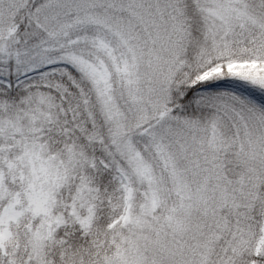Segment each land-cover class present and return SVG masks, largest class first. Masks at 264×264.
I'll use <instances>...</instances> for the list:
<instances>
[{"label": "trees", "instance_id": "trees-1", "mask_svg": "<svg viewBox=\"0 0 264 264\" xmlns=\"http://www.w3.org/2000/svg\"><path fill=\"white\" fill-rule=\"evenodd\" d=\"M39 1L42 0L15 2L16 12L6 25V34L12 38L8 43L11 52L18 53L26 45L24 43L20 47V42L26 36L28 49L34 43L38 47L44 42L40 38L45 34L35 31L39 23L30 13L34 8L33 2ZM68 1L74 3L76 0ZM89 1L100 16H107L112 24H127L135 51H140L142 42L150 38H158L162 45L168 44L173 50L169 59L175 73L168 85L169 91L165 86V90L157 94L163 97L156 98L157 103L149 109L147 117H139L133 127L126 120L125 127L117 129L124 141L126 138L132 140V136H135L140 150L147 142L136 136L160 126L164 129L167 123L175 127L185 124L201 136H206L212 130L215 110L206 106L190 86L198 73L230 62L264 61V0H240L243 6H237L241 15L222 26L212 18L210 0L209 4L207 0ZM78 2L87 3L88 0ZM131 12L138 16L128 18ZM26 16L27 28L24 27ZM98 27L102 28L101 25ZM144 51H147V47ZM115 52L121 55L117 47ZM150 58L151 61L165 62V51L155 50ZM110 82L116 88L117 76L114 75ZM85 90L88 92L87 84L80 75L65 68L58 75L28 83L27 96L21 89L14 90L10 98V102H20V108L27 97V108L34 112L29 99L39 93L46 97L50 103L47 107L57 118L54 121L49 111H43L41 125L27 127L29 138L32 137L33 142L38 140L40 145L38 153L33 148L27 150L28 182L35 190L54 192L55 195L49 198L45 211L35 216H23L21 226L14 227V238L4 243L3 249L0 247V264H23L22 261L25 262L28 256L35 264L37 261L39 264H53L56 261L74 264L73 256L76 253L84 263L102 264L108 256H113V247L102 245L105 232L101 236L99 232L102 226H107L120 213V189L112 171L105 170L99 162L106 160V153L102 149L105 146L104 137L109 136L108 141L112 142L111 128L116 127L106 120L104 127L108 133L101 129L105 119L89 108L92 99L89 97L86 102ZM82 106L88 109L83 110ZM254 125V122L250 123L251 127ZM256 128L244 130L237 121L234 125H217L220 135L216 148L210 155L202 149L195 155L194 162L200 170L189 167L178 156L172 157L175 178L170 176V181L177 184V189L171 191V196L176 200L178 214L172 220L181 219V223H167L164 220L165 205L159 207L155 215L159 216L161 211H165L161 215L163 219L158 231H165L161 235L169 237L170 241L166 244L171 246L164 242L158 244L162 245L160 250L149 255L147 264H264V251L257 256L254 253L261 229L264 228V143L257 150L258 154L254 155L257 146L254 139L261 129ZM41 164L49 166L46 174L40 172ZM153 165L155 167L156 164ZM158 171L161 172V169ZM34 172L39 173L35 174L36 178H32ZM71 177L74 178L73 182L89 186L91 195L95 194V200L91 198L93 215L87 227L76 219L65 218L70 209L64 194L72 191L68 187L71 186ZM203 184L208 192L206 194L199 190ZM185 186L196 195L187 198L188 194L181 191ZM140 199L141 195L137 201ZM195 208L199 209L197 217L189 222L184 216L189 211L194 213ZM173 210L174 204L170 201V212ZM59 212H63L64 221H60L63 215ZM28 220L32 221L30 228L27 226L26 246L19 235L26 231H19L23 230L22 223ZM49 223L52 224V237L46 231ZM85 249L87 252L83 253ZM42 252L44 261L40 258Z\"/></svg>", "mask_w": 264, "mask_h": 264}, {"label": "rangeland", "instance_id": "rangeland-1", "mask_svg": "<svg viewBox=\"0 0 264 264\" xmlns=\"http://www.w3.org/2000/svg\"><path fill=\"white\" fill-rule=\"evenodd\" d=\"M16 1L0 0V247L14 238L13 229L15 226H21L23 216H35L45 211L49 198L55 195L54 192L35 190L28 182L29 177L27 178V150L33 148L37 153L40 150L38 140L33 142L32 137L30 139L27 135V127L40 126L43 111H49L52 115L47 107L50 103L46 97L35 93L36 95L29 99V103L34 106L33 112L27 108V97L22 101L24 106L20 108V102H10V98L14 95V90L21 89H24L23 92L27 96L28 83L49 75H58L61 70L70 68L87 84L88 92L85 90L84 98L87 103L89 97L92 99V103L88 104L89 108L95 111L98 117H104L101 129L108 133L104 127L106 120L116 127L111 128L114 138L112 142L108 141L109 136L104 137L105 146L102 149L106 153V160L99 162V165L112 171L120 189L121 210L117 218L100 229V236L105 232L102 242L106 244L102 245L114 249L113 256H108L102 264H147L149 255L160 250L162 245L158 244L170 241L168 236L161 235L165 231H158L165 209L164 220L167 223H181V219L172 220L178 215L175 209L176 200L171 196V191L175 192L177 189V184L170 181V176L175 178L171 165L173 156H178L193 169L198 168L194 162L196 153H200L199 150L202 149L211 154L216 148V140L220 135L216 129L217 125H234L235 121L239 122L244 130L261 128L254 139L257 145L254 155L258 154L257 150L264 143V61L230 62L206 68L198 73L193 77L190 86L206 106L215 110L212 130L210 129L206 136H201L202 134L185 124L175 127L167 123L164 129L160 126L136 136L147 142L140 150L135 143V136H132V140L126 138L124 141L117 129L125 127L126 120H129V126L133 127L139 117H147L149 109L157 103L156 98L163 97L157 94L163 92L165 86L169 91L168 85L175 73V67H171L169 59L172 48L168 44L162 45L158 38H150L142 42L140 51H135L126 28L127 24H112L107 16L99 15L89 0L87 3H80L78 0L74 3L68 0H42L33 2L34 8L30 13L39 23L35 31L45 34L40 38L44 42L38 47L34 43L28 49L26 36L20 42V47L24 43L26 45L18 53H13L8 48L12 38L6 34V25L16 12ZM20 1L27 3V0ZM210 1L212 18L221 26L241 15L237 6H243L240 0ZM137 16V13L131 12L128 18ZM24 27L27 28V16ZM115 47L121 55L115 52ZM146 47L147 51H144ZM159 49L165 51V62L151 61V55ZM114 75L117 76L116 88L110 82ZM82 109L88 107L82 106ZM51 117L54 121L57 120L55 115ZM251 122L256 126L251 127ZM262 154L264 158V150ZM201 160L205 161L202 157ZM48 167L41 164L39 170L46 174ZM35 174L39 173L34 172L32 178L37 177ZM73 177L71 186H68L72 191L64 194L70 209L66 214H69L70 218L59 212L63 215L60 221H64V217L68 220L76 219L83 227H87L93 215L91 198L95 200V194L91 195L89 186L73 182ZM199 190L202 194L208 193L204 184ZM181 191L188 194L187 198L196 195V192L187 189V186ZM140 195L141 199L137 201ZM170 201L174 204V210L171 212ZM199 202L202 200L199 199ZM162 205H165V209L159 216L155 215ZM198 212L199 209L195 208L194 213L189 211L184 217L190 222L195 220ZM31 221L22 223L23 230L19 231H26L19 234L26 246L27 226L30 228ZM51 225L47 224L46 231L52 237ZM52 241L53 238L51 243ZM263 247L264 228L261 229V236L254 249L256 256L264 251ZM39 249L42 250V247ZM86 252L85 249L83 253ZM43 257L42 252L40 258L44 261ZM73 259L74 264H87L77 257V253ZM31 261V256H28L22 263L35 264ZM55 263L62 264L61 261Z\"/></svg>", "mask_w": 264, "mask_h": 264}]
</instances>
